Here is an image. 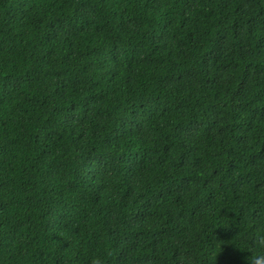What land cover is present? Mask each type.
<instances>
[{
	"label": "trees",
	"instance_id": "1",
	"mask_svg": "<svg viewBox=\"0 0 264 264\" xmlns=\"http://www.w3.org/2000/svg\"><path fill=\"white\" fill-rule=\"evenodd\" d=\"M264 234V0H0V264H248Z\"/></svg>",
	"mask_w": 264,
	"mask_h": 264
},
{
	"label": "clouds",
	"instance_id": "2",
	"mask_svg": "<svg viewBox=\"0 0 264 264\" xmlns=\"http://www.w3.org/2000/svg\"><path fill=\"white\" fill-rule=\"evenodd\" d=\"M252 255L248 257V264H264V234H258L253 242ZM92 264H102L98 258H94Z\"/></svg>",
	"mask_w": 264,
	"mask_h": 264
}]
</instances>
